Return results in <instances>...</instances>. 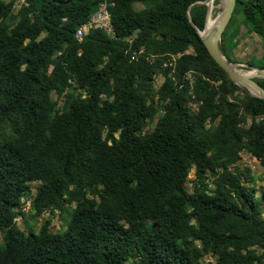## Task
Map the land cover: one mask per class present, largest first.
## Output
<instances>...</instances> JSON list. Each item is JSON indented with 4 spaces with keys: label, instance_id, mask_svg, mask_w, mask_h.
<instances>
[{
    "label": "trees",
    "instance_id": "16d2710c",
    "mask_svg": "<svg viewBox=\"0 0 264 264\" xmlns=\"http://www.w3.org/2000/svg\"><path fill=\"white\" fill-rule=\"evenodd\" d=\"M202 1L0 0V264H264V188L238 166H264V100L210 56ZM105 2L115 37L79 42ZM238 11L264 49V0ZM34 183L32 215L51 218L25 232Z\"/></svg>",
    "mask_w": 264,
    "mask_h": 264
},
{
    "label": "rangeland",
    "instance_id": "374dc122",
    "mask_svg": "<svg viewBox=\"0 0 264 264\" xmlns=\"http://www.w3.org/2000/svg\"><path fill=\"white\" fill-rule=\"evenodd\" d=\"M7 1H10V0H7ZM224 3H225V0H214V2L212 4V17L213 18H216L222 14V11L224 9ZM22 4H23L22 0H17L15 8H14V14L17 13V11L20 9ZM134 6L138 9L144 7V5L142 3H136ZM240 19H241V13H239V11H238L235 13V15L232 19V22L229 25V28H231L234 24L239 22ZM245 50H246L245 53L242 52V50H240L239 52H237L235 54V55H237V57H236L237 59H235V61L248 63V61L251 60L253 66H255L256 68H252L250 66H248L246 68H243L241 66H237L238 69H240L243 73H251V72L253 73L255 70H258L257 69L258 67L264 66V49H263L261 41H258V39H257V44L255 42H250V48H247ZM189 53H193V50H190ZM232 63H235V62H232ZM163 81H164V79L162 76H155L154 81H153L155 91H157L159 89V87L162 85ZM236 95L238 97H243L244 92L239 91L236 93ZM53 98L56 99V95H53ZM62 104H63V100L60 101L59 107H62ZM189 107L191 108V110L193 112L197 111V105L196 104L191 103V104H189ZM153 128H154V124H150L145 129V131L151 132ZM238 166L243 172H246V174H247V171H249L250 175L255 178L256 189H257L256 196L259 197L261 194V190L264 188V166L261 164L260 161H258L256 158H254L247 151H243L241 153V160L239 161ZM194 173H195L194 170H192V172L190 173V175L188 177V181L186 183V186H187L189 191H191L192 186H193V182L195 180ZM246 185L250 187L251 183H246ZM36 187H37V184H35V183L31 185V193L33 196L35 195ZM18 209H19V207H18ZM21 217H22V219L21 220L19 219V221L17 222V225L21 230H25V232L28 231L27 225L34 227L36 229V231L39 232L43 222L46 220L42 216L35 219L33 217L32 213L27 214V216L25 214H22ZM48 218H51V214ZM64 226H65V221L59 217L58 213H56V215L52 218V223H51V228H50L51 231L53 233H56L58 231L64 230V228H65ZM2 245H3V240H2V237H0V246H2ZM204 262H205V264H215L214 259L211 257L208 258V261H204Z\"/></svg>",
    "mask_w": 264,
    "mask_h": 264
},
{
    "label": "water",
    "instance_id": "95a60500",
    "mask_svg": "<svg viewBox=\"0 0 264 264\" xmlns=\"http://www.w3.org/2000/svg\"><path fill=\"white\" fill-rule=\"evenodd\" d=\"M214 0L202 1L208 7L206 24L203 31L197 29L213 60L228 74L230 80L243 88H246L251 95L264 100V87L260 85L257 79L264 80V69L255 70L253 73H243L237 68V64L227 60L221 51L223 34L229 25L234 14L237 0H225L222 14L218 16L217 22L208 28V19L211 11V4ZM205 32L203 35L202 33Z\"/></svg>",
    "mask_w": 264,
    "mask_h": 264
},
{
    "label": "built area",
    "instance_id": "2783aa9c",
    "mask_svg": "<svg viewBox=\"0 0 264 264\" xmlns=\"http://www.w3.org/2000/svg\"><path fill=\"white\" fill-rule=\"evenodd\" d=\"M22 1L24 2V0H22ZM91 30H102L109 37H112V38L115 37V32H114V28H113V24H112L111 14L109 11L108 4L106 2L102 3L100 5V7L98 8V10L90 16L89 20L84 25L80 26L77 29V32H76L77 40L79 42H82L83 38ZM135 58H136V56H133L132 60H134ZM34 196L31 193L29 196L23 197L21 199L20 207H19L21 214L16 219L17 222L19 221V219L20 220L22 219V217H21L22 214H25L27 216V214L33 213V198H34ZM50 214H51V212L49 210H47L42 214V217H44L46 219L50 216ZM209 257L213 258L212 256H207L205 258V261H208Z\"/></svg>",
    "mask_w": 264,
    "mask_h": 264
},
{
    "label": "crops",
    "instance_id": "0c3cea01",
    "mask_svg": "<svg viewBox=\"0 0 264 264\" xmlns=\"http://www.w3.org/2000/svg\"><path fill=\"white\" fill-rule=\"evenodd\" d=\"M228 33H229V36L230 35H232V37L234 36V38H232V41L235 42L233 45V50L230 53L231 60L235 62V64L243 68L253 65L251 60H249L248 63H243L239 61L236 62L235 59H237L236 58L237 55L235 54L239 52L240 50H242V52L245 53L246 51L245 49L250 48V42H255L257 44V39L258 41H260L259 38L254 34L248 33V31L241 24V19L239 22H237L231 28L228 29ZM252 68H255V67H252Z\"/></svg>",
    "mask_w": 264,
    "mask_h": 264
},
{
    "label": "bare ground",
    "instance_id": "6f19581e",
    "mask_svg": "<svg viewBox=\"0 0 264 264\" xmlns=\"http://www.w3.org/2000/svg\"><path fill=\"white\" fill-rule=\"evenodd\" d=\"M213 4V3H212ZM212 4H211V11H210V16H209V19H208V28H210V27H212L213 25H215L216 24V22H217V19H218V17H216V18H213L212 17ZM215 12V11H214ZM203 35L205 34V32H203L202 33Z\"/></svg>",
    "mask_w": 264,
    "mask_h": 264
}]
</instances>
